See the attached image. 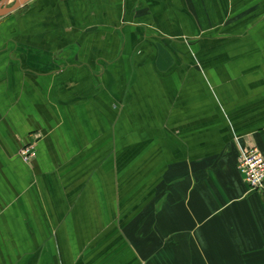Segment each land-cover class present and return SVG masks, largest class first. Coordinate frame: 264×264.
<instances>
[{
	"label": "crops",
	"instance_id": "obj_1",
	"mask_svg": "<svg viewBox=\"0 0 264 264\" xmlns=\"http://www.w3.org/2000/svg\"><path fill=\"white\" fill-rule=\"evenodd\" d=\"M252 147L264 0H25L0 17V264H264V190L236 166Z\"/></svg>",
	"mask_w": 264,
	"mask_h": 264
},
{
	"label": "built area",
	"instance_id": "obj_2",
	"mask_svg": "<svg viewBox=\"0 0 264 264\" xmlns=\"http://www.w3.org/2000/svg\"><path fill=\"white\" fill-rule=\"evenodd\" d=\"M42 135H34L19 151L21 161L31 164L37 157ZM237 169L251 191L264 190V155L256 147L245 149L239 155Z\"/></svg>",
	"mask_w": 264,
	"mask_h": 264
},
{
	"label": "water",
	"instance_id": "obj_3",
	"mask_svg": "<svg viewBox=\"0 0 264 264\" xmlns=\"http://www.w3.org/2000/svg\"><path fill=\"white\" fill-rule=\"evenodd\" d=\"M25 3V0H17V3L14 5V7L10 9H0V17L9 15L13 13L14 11L18 10L23 4Z\"/></svg>",
	"mask_w": 264,
	"mask_h": 264
},
{
	"label": "rangeland",
	"instance_id": "obj_4",
	"mask_svg": "<svg viewBox=\"0 0 264 264\" xmlns=\"http://www.w3.org/2000/svg\"><path fill=\"white\" fill-rule=\"evenodd\" d=\"M10 7V6H9Z\"/></svg>",
	"mask_w": 264,
	"mask_h": 264
}]
</instances>
